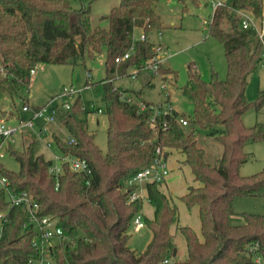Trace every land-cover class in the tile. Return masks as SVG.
<instances>
[{
	"label": "trees",
	"instance_id": "obj_1",
	"mask_svg": "<svg viewBox=\"0 0 264 264\" xmlns=\"http://www.w3.org/2000/svg\"><path fill=\"white\" fill-rule=\"evenodd\" d=\"M160 1L122 0L111 9L109 26L102 27L92 24L90 6L76 8L70 0H0V102L6 94L12 99L19 97L20 89L30 85L41 63L79 65L101 54L104 46L107 50L102 80L109 118L107 152L104 154L95 143L87 121L77 117L78 112L88 110L80 97L70 109L57 111V118L75 142L52 134L63 155L89 162L91 174L73 170L68 161L62 162L59 174L52 172L54 162L40 151L36 133L30 139L21 133L22 150L0 137V145L4 144L20 164L18 171H11L0 162V173L9 178L14 191H28L39 202L40 215L57 218L68 237L53 244V264H164L176 254L175 231L179 229L185 236L188 256L172 264L264 262V214L245 213L242 224L230 221L235 197L258 195L264 188V169L251 175L240 171L250 159L246 142L264 141V123L248 127L243 121L251 105L246 97L249 77L261 62L263 44L255 31L243 29L241 12L254 11L262 16L263 0H226L214 10L209 32L227 44V77L221 79L214 72L206 81L195 66L189 65V78L182 91L193 101V116L174 108L171 113L158 115L154 124L152 106L162 107L163 103L143 101L146 108L140 110V105L123 98L127 91L116 87L114 79L119 65L116 58L130 48L125 68L141 70L158 54L149 34L163 27L156 9ZM136 30L146 38H135ZM158 72L165 75L164 79L170 73L177 80L176 71L162 64ZM136 94L142 98V90ZM262 103L264 90L256 100V105ZM181 117H186L188 124H182ZM18 118L19 122L25 120ZM200 131L220 143L217 161L208 158ZM157 148L167 158L178 152L181 164L191 167L194 183L181 198L188 208H198L201 236L193 227L180 223L179 209L162 182L147 181L145 198L154 206V213L144 220L152 238L138 251L128 244L129 229L142 212L145 198L130 200L138 186L126 181L154 160ZM0 212L8 213L0 237V264H27L29 258L39 255L34 245L36 226L28 223L26 207L10 206L3 192Z\"/></svg>",
	"mask_w": 264,
	"mask_h": 264
},
{
	"label": "rangeland",
	"instance_id": "obj_2",
	"mask_svg": "<svg viewBox=\"0 0 264 264\" xmlns=\"http://www.w3.org/2000/svg\"><path fill=\"white\" fill-rule=\"evenodd\" d=\"M70 1L76 8L83 5L90 6L92 24L108 27V15L111 9L120 4L122 0ZM207 2L208 0H161L157 4L156 9L161 14L163 27L153 30L149 37L157 46H162L164 55H168L162 62V66L175 70L177 80L170 73L166 74L167 78L164 79V74L154 72L148 67L138 70L136 77L133 78L132 72L137 69L134 67L125 68L126 61H121L117 66L114 85L125 89L136 105H141L143 101L153 104H164L169 101L177 111L192 117L193 101L182 91V87L189 78V65L195 66L206 81L212 79L214 72H217L221 79L227 77L228 65L225 54L227 44L209 32V22L214 9L212 5L206 6ZM140 34L141 31L136 30L135 37ZM106 57L107 50L104 46L101 54L94 58H87L84 64L41 63L34 70L30 85L20 89L19 97L12 99L8 94L3 97L0 102V119H3L9 126H16L19 123L18 116L25 120L32 117V110H23L24 104L31 107H46L48 115L53 108H61L65 101L73 105L80 97L88 110L78 112L77 117L87 121L89 132L94 134L95 143L105 154L107 152L109 118L105 112L102 80L106 76ZM88 72L91 73L90 77H88ZM87 81L91 84L87 85ZM141 90L142 98H139L136 93ZM260 90H264V64L262 62L250 75L246 89V97L251 105L244 112L243 121L248 127H252L256 123H264V103L256 105ZM98 108L103 110L99 111ZM43 126H47L49 131L38 136L37 131ZM23 133V136L28 139L32 138L33 133H36L39 138L40 151L47 158H51L54 164L61 165L63 154L53 140L52 134H59L67 139L69 133L59 118L53 122H47L44 117L38 118L36 127L23 131ZM23 136L20 133L14 136L13 145L17 150L23 149ZM199 138L201 144L208 151V158L212 162L217 161L221 155L220 143L203 131L199 132ZM245 150L250 153V159L241 166V173L251 175L263 170L264 141H248L245 144ZM179 158L181 156L176 151L169 155L168 165L171 173L167 178L168 181H163L161 186L176 203L180 213V223L193 227L201 236L197 208H188L181 198L187 191V186L194 183V175L189 165L179 167ZM0 162L11 171L19 170L18 160L5 149L3 156H0ZM166 183L169 188L166 187ZM233 209L235 213L230 218L232 224L244 223L245 213L264 214V188L258 195L235 197ZM142 212L147 217L154 213L153 205L146 198L143 202ZM129 232L128 244L138 251L145 249L152 238V232L147 226L137 229L134 222L130 226ZM175 233L178 252L173 254L171 261L184 260L188 256L186 239L180 229ZM260 264H264V262L261 261Z\"/></svg>",
	"mask_w": 264,
	"mask_h": 264
},
{
	"label": "built area",
	"instance_id": "obj_3",
	"mask_svg": "<svg viewBox=\"0 0 264 264\" xmlns=\"http://www.w3.org/2000/svg\"><path fill=\"white\" fill-rule=\"evenodd\" d=\"M226 0H208V4L212 5L215 10L218 6L225 4ZM242 27L243 29H251L256 32L258 37L261 39L263 44L262 58L261 62L264 64V0H263V15L259 16L254 11H242ZM161 33V31H159ZM136 38V37H135ZM141 39H145L146 35L144 33L140 34ZM156 50L158 54L152 57L146 64L145 67L151 68L154 72H158L160 65L167 58V54L164 55L162 52V46L156 45ZM132 48H130L123 55L118 56L116 58V62L119 64L121 61H126L132 52ZM137 71L132 72V77H136ZM91 76V73L88 72V77ZM127 101L134 103L130 96L123 97ZM72 105L65 101L61 108L70 109ZM154 114L151 118V121L155 124L156 117L163 113H171L174 109V106L168 101L163 104L162 107L153 105ZM146 108V104L142 102L139 106L140 110ZM59 108H53L51 113L47 115L46 107H38L33 108L28 104L23 105L24 111L32 110V117L28 120H24L19 122L16 126H9L3 119H0V137L4 138V142L7 140L14 141V136L17 133H22L26 129H34L37 125L38 118H45L47 122H53L57 119V111ZM99 111H102L101 108H98ZM180 121L182 124H188V119L186 117H181ZM49 131L47 126L40 127L37 131L38 136L45 134ZM69 142H75L73 137L67 138ZM3 145H0V156H3ZM50 146V143H48ZM157 155L154 160L135 172L127 179V184L137 185V189H135L130 196V200L136 199H144L145 198V183L147 181H165L167 180L170 174V167L168 165V158L165 156L164 151L161 148H157ZM68 161L71 165V168L76 171H81L86 173L87 175L92 173V168L89 162L86 159L63 155V160ZM62 162L61 165L53 164L51 166V171L55 174H59L62 171ZM5 193L7 196V200L9 201L10 206H25L27 209V218L29 224H34L37 229V236L34 239V245L39 248V255L37 257H31L28 260L27 264H53L52 262V246L56 241L67 239L68 237L64 236V231L62 226L59 225L58 219L53 216H42L39 214L40 204L34 199V197L28 191L16 192L12 189L10 180L6 175L0 173V193ZM8 213L0 212V237L2 235L4 222L7 220ZM134 223L137 229H140L145 226L144 216L141 213L137 214L134 218ZM258 261H261V258H257ZM165 263L172 264L173 261L171 259H166Z\"/></svg>",
	"mask_w": 264,
	"mask_h": 264
},
{
	"label": "crops",
	"instance_id": "obj_4",
	"mask_svg": "<svg viewBox=\"0 0 264 264\" xmlns=\"http://www.w3.org/2000/svg\"><path fill=\"white\" fill-rule=\"evenodd\" d=\"M206 6H210V5L208 4V2H207V4H206ZM177 153H178V152H177ZM178 154H179V153H178ZM179 155H180V154H179ZM180 156H181V155H180ZM181 160H182V156H181V158L178 159V161H179V167H180V168H181L182 166H185V165H182V164H181ZM170 173H171V172H170ZM167 181H168V180H167ZM167 181H166V182H167ZM189 185H191V184H189ZM189 185H188V186H189ZM188 186H187V187H188ZM166 187L169 188L167 183H166ZM153 208H154V206H153ZM195 208H197V207H195ZM197 210H198V208H197ZM142 214H143V212H142ZM143 216H145V215L143 214ZM152 216H153V214H152L151 216H149V217H152ZM177 252H178V250H177V248H176L175 253H177Z\"/></svg>",
	"mask_w": 264,
	"mask_h": 264
}]
</instances>
